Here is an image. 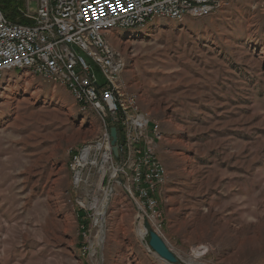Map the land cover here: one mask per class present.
<instances>
[{"label": "rangeland", "instance_id": "obj_1", "mask_svg": "<svg viewBox=\"0 0 264 264\" xmlns=\"http://www.w3.org/2000/svg\"><path fill=\"white\" fill-rule=\"evenodd\" d=\"M106 41L145 124L128 146L167 172L153 229L182 264H264V4L115 26ZM115 118L27 71L0 81V264H168L132 198L144 162L112 151V127L118 150L129 143ZM87 147L97 163L75 165Z\"/></svg>", "mask_w": 264, "mask_h": 264}, {"label": "built area", "instance_id": "obj_2", "mask_svg": "<svg viewBox=\"0 0 264 264\" xmlns=\"http://www.w3.org/2000/svg\"><path fill=\"white\" fill-rule=\"evenodd\" d=\"M13 1L25 6L18 9L17 20H11L0 4V71L14 70L17 66L31 67L40 72L45 81L54 85L66 83L68 91L78 96L81 108L97 111L104 117V122L110 116H121L111 120L110 127L122 121V126L128 130L129 143L119 145L123 155L121 162H144L135 173L138 186H146L139 194L143 203L135 196L132 198L139 206L142 220L150 221L154 228L158 221L154 210L159 209V188L161 182H166L167 172L149 146L142 150L128 146H135L137 139L132 132L142 129L145 124L143 118L136 115L135 100L126 95L121 82L122 59L113 55L106 45V33L110 31V25L139 26L152 14L206 17L213 10L229 6V0ZM257 1L264 4V0ZM108 84H117L119 95H110ZM100 143L110 146L109 135H104ZM97 146L101 148L100 144ZM89 152V147L83 148L78 156L74 155L73 163L83 162V168L95 164L96 161H87Z\"/></svg>", "mask_w": 264, "mask_h": 264}, {"label": "water", "instance_id": "obj_3", "mask_svg": "<svg viewBox=\"0 0 264 264\" xmlns=\"http://www.w3.org/2000/svg\"><path fill=\"white\" fill-rule=\"evenodd\" d=\"M118 131H122V127H112L110 134L112 138V151L116 157L119 155L117 147L118 142ZM124 134L122 133L121 139ZM144 229L148 235V246L152 252H154L161 260L168 264H182L179 258L168 248L165 241L161 238L159 233L150 226L148 222H145Z\"/></svg>", "mask_w": 264, "mask_h": 264}, {"label": "bare ground", "instance_id": "obj_4", "mask_svg": "<svg viewBox=\"0 0 264 264\" xmlns=\"http://www.w3.org/2000/svg\"><path fill=\"white\" fill-rule=\"evenodd\" d=\"M232 1H235V0H229V3L232 2ZM214 11H216V10H213L212 12H214ZM187 17L196 18V16H194L193 14H181L180 18L171 16L170 13H163V17H161V15H159V14H152V15H149V17H147L146 21H143L139 26L144 25L147 22H149V21H151V20H153L155 18H164V19H170V20L179 21V20H184ZM115 26H119V27H123V28L130 27V26L110 25V29L114 28ZM106 45L108 46L109 49L112 50V48H110V46L108 45L107 41H106ZM112 53H113V55H117L118 57H121L120 54H118L117 52H115L113 50H112ZM122 69L123 70L125 69V61L123 59H122ZM14 71H27V72L33 74L34 76H40L41 77L40 72H37V71L31 69V67L17 66V67L14 68V70L13 69H4V70L0 71V81L6 75H9L10 73H12ZM121 73H122V71H121ZM62 84L66 85V87H68V85L66 83H62ZM108 91H109L110 95H119V87H118L117 84H108ZM72 93H73L74 97L76 98V100L79 103L78 96L74 92H72ZM95 112L97 113V111H95ZM98 115L104 121V117L102 115H100V114H98ZM135 168H136V172L138 173V166L135 167ZM136 182H137V175H136ZM105 212H106V206L103 205V216H104ZM154 213H156V210H154ZM139 230H140V233L142 235H144L143 229L141 227L139 228Z\"/></svg>", "mask_w": 264, "mask_h": 264}, {"label": "trees", "instance_id": "obj_5", "mask_svg": "<svg viewBox=\"0 0 264 264\" xmlns=\"http://www.w3.org/2000/svg\"><path fill=\"white\" fill-rule=\"evenodd\" d=\"M0 4L7 18L17 20L19 17L18 9L22 7L23 3H15L13 0H0Z\"/></svg>", "mask_w": 264, "mask_h": 264}, {"label": "crops", "instance_id": "obj_6", "mask_svg": "<svg viewBox=\"0 0 264 264\" xmlns=\"http://www.w3.org/2000/svg\"><path fill=\"white\" fill-rule=\"evenodd\" d=\"M25 5H24V3L22 4V7L21 8H23ZM11 77H13V74H11ZM10 80H11V78H10ZM80 110V109H79ZM86 114H88V113H83V115H86Z\"/></svg>", "mask_w": 264, "mask_h": 264}]
</instances>
